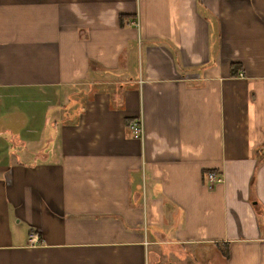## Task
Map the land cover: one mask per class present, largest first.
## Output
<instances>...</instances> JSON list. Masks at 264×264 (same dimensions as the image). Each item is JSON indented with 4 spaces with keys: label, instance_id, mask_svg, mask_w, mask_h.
<instances>
[{
    "label": "crops",
    "instance_id": "0c3cea01",
    "mask_svg": "<svg viewBox=\"0 0 264 264\" xmlns=\"http://www.w3.org/2000/svg\"><path fill=\"white\" fill-rule=\"evenodd\" d=\"M0 264H264V0H0Z\"/></svg>",
    "mask_w": 264,
    "mask_h": 264
},
{
    "label": "built area",
    "instance_id": "2783aa9c",
    "mask_svg": "<svg viewBox=\"0 0 264 264\" xmlns=\"http://www.w3.org/2000/svg\"><path fill=\"white\" fill-rule=\"evenodd\" d=\"M128 127L131 130L134 138L140 139L143 136V129H142L141 120H139V119L132 120L129 123ZM206 176H207V180H208L210 186H212L215 183L221 182L222 178H223L221 173L214 172V171H208L206 173ZM29 240L31 242H35L36 241V235L34 233H30L29 234Z\"/></svg>",
    "mask_w": 264,
    "mask_h": 264
}]
</instances>
